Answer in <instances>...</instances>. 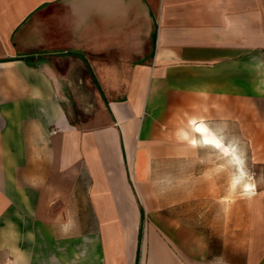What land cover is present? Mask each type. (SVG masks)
<instances>
[{"label":"crops","instance_id":"obj_1","mask_svg":"<svg viewBox=\"0 0 264 264\" xmlns=\"http://www.w3.org/2000/svg\"><path fill=\"white\" fill-rule=\"evenodd\" d=\"M0 264H264V0H0Z\"/></svg>","mask_w":264,"mask_h":264},{"label":"rangeland","instance_id":"obj_2","mask_svg":"<svg viewBox=\"0 0 264 264\" xmlns=\"http://www.w3.org/2000/svg\"><path fill=\"white\" fill-rule=\"evenodd\" d=\"M251 161L252 160L250 155L242 154L243 172H242L241 198L243 200V210L249 209L252 204L250 194L246 192L251 189V186L248 190L245 188L246 184L251 183L253 181L252 178L254 179L256 178L255 172L250 171L249 169V164L251 163Z\"/></svg>","mask_w":264,"mask_h":264}]
</instances>
